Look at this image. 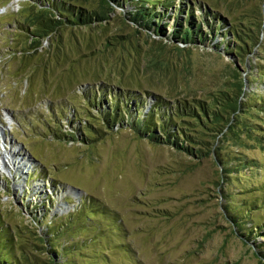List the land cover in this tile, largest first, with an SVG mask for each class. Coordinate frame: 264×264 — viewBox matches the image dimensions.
Masks as SVG:
<instances>
[{
    "label": "rangeland",
    "instance_id": "374dc122",
    "mask_svg": "<svg viewBox=\"0 0 264 264\" xmlns=\"http://www.w3.org/2000/svg\"><path fill=\"white\" fill-rule=\"evenodd\" d=\"M183 2L197 21L206 9L227 22L261 21L262 42L246 64H235L224 44L214 47L223 40L222 26L204 44L178 43L177 50L170 34L174 8ZM24 5L0 0V216L13 253L22 255L24 247L27 260L50 261L44 245L52 246L42 241L49 225L64 226L63 218L94 198L105 214L73 218L64 233L59 228L52 242L71 246L53 264H264V112L254 105L264 79L255 77L257 70L250 74L251 63L264 64V0H176L172 16L162 20L165 34L131 22L133 6L125 4L103 26L65 28L56 44L45 39L31 62L17 51L25 41L17 23ZM233 67L246 83L243 101L252 104L240 117L261 128L218 135L216 145L229 157L249 160L250 166L228 162L230 173L215 155L192 158L128 124L110 129L96 107L106 105L102 84L139 93L148 107L152 94L204 97L238 81ZM91 86L97 90L86 92ZM86 94L97 103L88 105Z\"/></svg>",
    "mask_w": 264,
    "mask_h": 264
},
{
    "label": "trees",
    "instance_id": "16d2710c",
    "mask_svg": "<svg viewBox=\"0 0 264 264\" xmlns=\"http://www.w3.org/2000/svg\"><path fill=\"white\" fill-rule=\"evenodd\" d=\"M175 1L27 0V5H24L20 12L22 17L17 21L18 29L24 35L25 41L23 46L20 45L18 47L17 51L20 52L19 56L21 58L31 62L35 53L42 47L45 39L55 40L56 44V42L60 41L59 31L65 28L103 26L111 19L115 8L118 6L123 7L125 4L133 6L128 12V18L131 22L138 27L147 30L154 29L156 33L165 34L167 28L165 23H162V20L165 17V13L168 16H172L170 10L174 6ZM159 6L163 8V11L158 10ZM184 14L186 15L185 17ZM173 17L175 20L172 24L173 30L170 37L177 43L175 45L177 50L182 49L178 43L185 44L184 46H188V49L198 44H204L210 37L209 34L215 36L220 26H222L226 28L222 31L223 40L220 43H216L214 47L219 51L221 45L224 44V48L221 50L230 55L235 64L237 59L246 64V56L251 51V48L262 42L260 34L263 30V24L261 21H259V24L255 23L254 19L252 22L247 23L245 17L232 16V19L227 22L218 13L206 9L202 15V20L197 21L189 2H183L179 8L175 7ZM204 26H208L209 32H204ZM58 48L60 47L58 46ZM59 56L60 54L57 52L55 57L59 58ZM152 60L153 63L162 65V61L157 59L155 55L152 56ZM232 69L234 76L237 77L239 69L237 67ZM254 70H257V74H254ZM250 74L264 79V64L251 63ZM248 81L250 82L249 79ZM262 84L263 86L261 85L260 88L264 89V82ZM245 86L244 78L238 76V81L231 84L230 88L225 86L215 91H209L204 97L186 94L176 95L173 100L168 95L152 94L153 101L148 107L147 102L139 93L122 91L109 84H102L99 91L103 92L105 98L101 101H105L106 105L103 108L98 105L96 107H99L98 112L102 116L103 123L110 129L128 124L136 128L140 135L157 143L169 144L192 158L215 155V160L223 165L222 169L224 174H226L230 169L227 167L228 162L237 160L240 161L239 164H248L249 160L242 163L241 161L246 158L245 156L232 155L229 157L227 151L216 145V142L219 141L217 140L218 135L222 134V136H225L229 130H236L237 128L240 130L243 128L249 134H255V132L258 134V129L261 128L257 129L256 126L250 124L249 118L242 119L240 117L241 112L248 111L245 108L252 105L249 103L250 101H243V98L247 97ZM95 89L91 86L86 92ZM251 96L247 99L250 100ZM257 96L254 97V99L257 98L254 105L264 112V104L260 102H264V92ZM86 97L88 105L91 104V101L97 103L96 99L93 100L97 96L92 99L86 94ZM146 107L148 110H146ZM97 114H95L96 117L99 116ZM127 114L132 116V120L128 118ZM83 130L89 136V128L83 126ZM56 134L58 138L62 137L60 134ZM67 136H71L70 133ZM72 136L74 139L75 135ZM79 138L81 141L85 140V136L82 134ZM30 179L31 174L29 176ZM95 201L94 198L92 200L89 198L81 202L82 207L71 211L69 219L63 218L62 225L73 226V218L85 217L94 220L95 214L104 215L105 212L98 209ZM231 218H233V222H236L234 216ZM236 224L238 225V223ZM62 227L60 225L58 229H54L49 225V230L45 233L42 241L44 244L52 246L48 249L44 245L48 252L51 251L52 257L50 261H41L39 263L37 260H27L24 255V247H21L22 255L16 256L13 253V236L8 232V225H4V219L0 216V262L5 264H53L55 255L57 256L60 252L62 254L66 253L71 246L61 247L53 243L55 242V235L61 232L59 228L62 229ZM68 229H62V232L64 233ZM129 247L130 245H127L124 249L129 250ZM95 256L98 257L99 255L95 254ZM261 257L264 258V253L261 254ZM134 264L141 263L135 261Z\"/></svg>",
    "mask_w": 264,
    "mask_h": 264
}]
</instances>
